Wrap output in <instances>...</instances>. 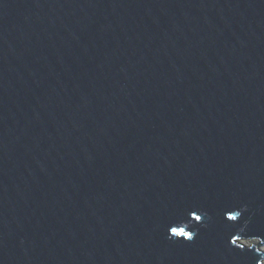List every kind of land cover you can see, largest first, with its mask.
<instances>
[{
	"label": "water",
	"instance_id": "water-1",
	"mask_svg": "<svg viewBox=\"0 0 264 264\" xmlns=\"http://www.w3.org/2000/svg\"><path fill=\"white\" fill-rule=\"evenodd\" d=\"M263 247L264 0H0V264Z\"/></svg>",
	"mask_w": 264,
	"mask_h": 264
},
{
	"label": "rangeland",
	"instance_id": "rangeland-1",
	"mask_svg": "<svg viewBox=\"0 0 264 264\" xmlns=\"http://www.w3.org/2000/svg\"><path fill=\"white\" fill-rule=\"evenodd\" d=\"M245 245H249L251 242H243ZM264 250V247L262 248Z\"/></svg>",
	"mask_w": 264,
	"mask_h": 264
},
{
	"label": "snow or ice",
	"instance_id": "snow-or-ice-1",
	"mask_svg": "<svg viewBox=\"0 0 264 264\" xmlns=\"http://www.w3.org/2000/svg\"><path fill=\"white\" fill-rule=\"evenodd\" d=\"M185 235H187V234L185 233Z\"/></svg>",
	"mask_w": 264,
	"mask_h": 264
}]
</instances>
